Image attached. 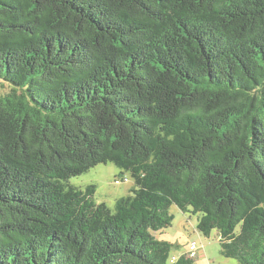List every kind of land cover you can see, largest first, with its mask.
Here are the masks:
<instances>
[{"label": "trees", "instance_id": "obj_1", "mask_svg": "<svg viewBox=\"0 0 264 264\" xmlns=\"http://www.w3.org/2000/svg\"><path fill=\"white\" fill-rule=\"evenodd\" d=\"M0 86V264H192L172 205L264 264V0H0Z\"/></svg>", "mask_w": 264, "mask_h": 264}, {"label": "rangeland", "instance_id": "obj_2", "mask_svg": "<svg viewBox=\"0 0 264 264\" xmlns=\"http://www.w3.org/2000/svg\"><path fill=\"white\" fill-rule=\"evenodd\" d=\"M7 90L0 86L1 93ZM123 179L127 181L123 182ZM115 181L121 182L116 184ZM67 184L82 191H85L88 186H94L91 199L96 204L106 205L112 212L116 200L131 195V189L135 186L130 173L120 170L112 163L99 164L81 175L70 177ZM168 212L173 216L171 226L155 232L154 236L157 240L171 244V258L177 259L180 255L186 254L188 243L194 241L198 244L199 252L192 264H238L237 260L220 254L216 231H212L209 237H205L197 230L199 214H192L190 208L183 212L175 205L170 206Z\"/></svg>", "mask_w": 264, "mask_h": 264}, {"label": "built area", "instance_id": "obj_3", "mask_svg": "<svg viewBox=\"0 0 264 264\" xmlns=\"http://www.w3.org/2000/svg\"><path fill=\"white\" fill-rule=\"evenodd\" d=\"M123 182L127 181L126 179L122 180ZM121 181H115L116 184H119ZM199 247L196 242H189L187 246V253L185 254L188 258L194 259L198 257ZM176 259L171 258L170 263H173Z\"/></svg>", "mask_w": 264, "mask_h": 264}]
</instances>
